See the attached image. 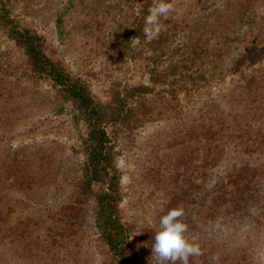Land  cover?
<instances>
[{
    "label": "rangeland",
    "instance_id": "1",
    "mask_svg": "<svg viewBox=\"0 0 264 264\" xmlns=\"http://www.w3.org/2000/svg\"><path fill=\"white\" fill-rule=\"evenodd\" d=\"M142 1L9 0L8 8L18 26L33 29L43 37L44 53L84 83L97 102L112 104L116 91L125 96V89L144 84L153 89L146 99L155 101L148 100V105L156 109L163 104L170 105L166 114L137 129H127L123 145L116 149V165L121 175L122 217L124 222L158 231L163 215L171 209L182 208L184 215L180 219L188 225L185 236L189 242L199 244L202 250L201 256L190 258V264H214L213 256L217 253L213 245H223L229 239L231 242L235 236L227 232L232 231L231 223L222 225L220 232L215 231L214 226L204 224L210 211L201 204L199 195L196 131L201 123L200 111L218 100L227 102V93H235L241 79L240 72L226 74L221 80L212 79L215 70L211 45L215 35L231 24V18L224 12L226 0H173L174 11L166 18L161 17L162 30L169 36L166 44L162 46V42L157 47L163 49L152 51L145 38L142 49H123L121 56L115 50L121 45L124 32L139 17ZM236 1L240 0H228L231 4ZM250 2V10L243 16L244 23L236 34L240 39L251 27L246 23L249 19L264 18V0ZM263 27L260 32L264 33ZM245 44V41L241 43ZM202 48L208 50L206 54L201 53ZM109 54L112 57L108 59ZM121 57L123 60H119ZM225 58L218 62L220 66ZM263 60L254 61L246 75L255 76L251 70L264 67ZM25 61V55L0 28V114L5 116L8 124H14L15 130L11 136L0 135V138L8 141L17 135L11 141L12 145L34 142L41 148L40 152L47 155L46 161L48 159L53 168L48 180L19 198L20 205L24 209L33 205V201H37L36 205H47L51 208V224L64 226L69 232L76 231L68 238L67 250L70 252L62 250L56 264H100L102 248L94 241L96 237L91 235L84 213L80 219L85 220L82 228L74 229L68 224L75 217L73 209L79 207L74 197L79 195L75 164L78 158L70 154L77 135L69 126V117L56 112L59 100L54 97L55 90L50 82L45 78H29ZM152 69L160 73L157 83L148 80ZM200 72L208 81L196 90ZM176 80H181L180 86L176 87H187L171 94L168 85H176ZM157 97L162 98L157 100ZM129 104L133 105L132 102ZM27 129L35 132H25ZM227 156L228 159L239 157L230 152ZM261 158L264 160V151ZM0 159H3L2 154ZM65 163L71 164L63 169ZM212 182L208 180L205 184L210 186ZM82 212L83 209L78 218ZM223 227H226L224 233ZM235 232L242 236L236 240L243 242L242 246L248 247L256 259L250 264H264V237L259 238L255 230L249 232L241 228ZM149 257L153 264H158L155 256ZM221 258L215 264L228 261V258ZM229 258L232 259V255Z\"/></svg>",
    "mask_w": 264,
    "mask_h": 264
},
{
    "label": "trees",
    "instance_id": "2",
    "mask_svg": "<svg viewBox=\"0 0 264 264\" xmlns=\"http://www.w3.org/2000/svg\"><path fill=\"white\" fill-rule=\"evenodd\" d=\"M8 3L9 0H0V28L25 55L27 76L45 78L50 82L55 90L54 97L59 100L56 112L69 117V126L77 135L70 154L78 158L75 164L79 175V195L74 197L79 207L73 209L75 217L68 224L74 229L82 228L85 220L80 219L84 213L91 235L96 237L94 241L102 248L100 264H153L149 255L152 256L151 248L157 231L124 222L122 217L121 175L116 165V149L123 145L127 129H137L166 114L170 105L163 104L160 109L148 105V100L155 101L146 99L153 89L144 84L125 89V96L116 91L112 104L97 102L84 83L44 53L41 35L14 22ZM153 3L154 0L142 1L139 17L124 32L121 45L115 50L117 54L123 56V49L135 51L145 46L144 21ZM250 3V0L233 4L226 0L223 3L231 24L224 32L215 35L211 45L215 70L212 79L221 80L226 74L237 72H240L241 79L236 92L227 93V102L218 100V103H210L200 111L201 123L196 131L199 195L203 201L201 204L209 207L207 210L210 211L204 224L214 226L215 231L220 232L222 225L231 223L232 231L227 232L235 236L231 242L224 239L223 245H213L216 256L220 258L215 263L221 261L222 256L223 260L228 258L225 264L255 263L256 259L248 247L245 249L243 242L236 240L242 236L235 231L241 228L249 232L255 230L259 238L264 237V160L261 158L264 151V67L252 69L255 75L252 77L245 73L252 68L254 61L264 59V33L260 32L264 18L249 19L246 23L251 27L245 36L240 39L236 35L244 23L243 16L250 10ZM135 37H139L138 43L132 40ZM168 40L167 33L161 30L157 38L149 41V47L152 51L158 50L157 47ZM243 41L245 45H241ZM161 47L159 50L163 49ZM207 51L201 49L202 54ZM110 57L112 54L108 59ZM224 57V64L220 66L218 62ZM159 74L150 70L148 80L157 83L161 78ZM180 81L176 80V85H168L171 94L187 87H176L180 86ZM205 81L207 78L200 72L196 90ZM161 98L157 97V100ZM13 126L0 114V135L11 136L15 131ZM25 132L34 133L35 130L27 129ZM16 138L17 135L8 141L0 138L3 157L0 159V264H56L62 250L70 252L67 250L68 238L76 231L69 232L64 226L51 224V208L47 205H36L37 201H33L27 209L21 207L19 198L48 180L53 168L38 145L34 142L12 145L11 141ZM229 152L239 157L228 159ZM68 164L71 163H65L63 169ZM208 180L213 181L210 186L205 184ZM81 209L83 212L78 218ZM224 232L226 227H223ZM231 255L232 259L229 258Z\"/></svg>",
    "mask_w": 264,
    "mask_h": 264
},
{
    "label": "clouds",
    "instance_id": "3",
    "mask_svg": "<svg viewBox=\"0 0 264 264\" xmlns=\"http://www.w3.org/2000/svg\"><path fill=\"white\" fill-rule=\"evenodd\" d=\"M173 11V0H154L144 21L143 35L148 41L159 36L162 30L161 17L166 18ZM132 40L138 43L139 37ZM183 215L184 210L178 207L160 218L159 230L151 248L158 264H190L191 257L202 255L199 244L189 242L185 236L188 225L180 219ZM213 260H218V256H213Z\"/></svg>",
    "mask_w": 264,
    "mask_h": 264
}]
</instances>
